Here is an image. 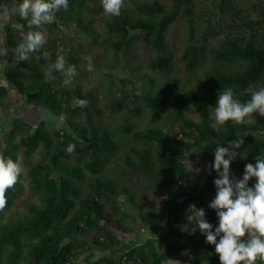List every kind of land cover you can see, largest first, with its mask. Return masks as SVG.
Listing matches in <instances>:
<instances>
[{
  "label": "trees",
  "instance_id": "1",
  "mask_svg": "<svg viewBox=\"0 0 264 264\" xmlns=\"http://www.w3.org/2000/svg\"><path fill=\"white\" fill-rule=\"evenodd\" d=\"M259 2L262 9L260 20L252 22L232 6L225 8L233 26L227 27L223 41L212 50H207L204 36L198 42L193 21L194 0H172L169 10L158 2L143 4L137 7L141 16L134 17L121 10L119 17H107L103 22L109 32L120 36L114 45L116 53L130 47L133 40L129 38L130 32L137 33L143 44L155 53L151 70L165 74L170 67L166 51L167 30L175 20L185 21L187 46L182 55L184 69L192 73L204 62L207 54L210 55L211 63L202 85L213 96L210 104L214 106L218 91L225 87H231L235 98L244 101L250 98L251 90L264 85V0ZM86 12L90 14L91 21L98 16L97 10L90 11L84 0H70L68 8L58 11L56 20L44 27L56 30L75 22L79 29L86 28L92 32L91 26L82 25L81 18ZM11 24L24 25L20 29L24 32L28 30L26 20L18 14L4 26V43L14 53L16 65L6 68L2 76L7 77L9 88L25 98L26 104L53 116L64 115L65 124L75 137L60 132L52 138L44 122H39L34 129L27 127L23 130H18L21 127L16 124L9 134L4 135L0 154L16 161L20 154L29 191L37 202L25 206L27 215L22 218L2 223L3 215L11 210L24 191L21 176L5 190V202L0 206V257L5 255V264H73L87 252L100 251L113 255L120 240L110 229H122L124 220L130 218L122 208V202L127 203L130 209L136 205L134 193L125 187L117 188L104 173L107 158L118 152L119 144L107 129L94 123L93 115L99 116L100 112L92 92L83 94L79 86L55 88L37 61L29 57L25 60L17 58L15 46L18 42L14 38L18 30ZM236 26L244 27L245 34L235 31ZM260 29L261 41L258 42L254 34ZM55 43L52 41L51 47ZM53 50L48 51L47 66L56 58ZM69 61L71 64L77 62L74 58ZM52 75L58 77L61 74L54 71ZM167 91L166 84L154 92L148 88L143 90L140 100L149 111V125L141 130L133 132L130 125V121L141 115V109L135 102L123 105L117 100L110 110L112 113L125 110L127 118L123 117L121 132L131 136L141 146L131 147L123 155V175L143 177L153 184L173 189L176 194L166 198L158 210L163 212V217L156 215L148 223V240L130 246L114 259L103 257L93 262L88 260L86 264H163L175 259L180 251H185L192 264H220L218 254L213 251L214 245L206 243L198 229L194 233L181 230L186 223L185 210L189 204L195 203L199 208L204 206L206 196L214 198L213 180L217 173L213 169L205 177L200 194L187 193L184 190L182 161L192 151H196L199 157L213 160L218 143L227 144L241 138L243 143L238 150L241 156L238 154L239 160L234 161L235 158L230 163V174L235 171L236 178H239L246 163H255L258 154L264 155V136L254 139L252 135L264 129V117L254 113L256 123L228 121L219 128H212L209 126L211 106L203 97L193 94L188 101L181 93L174 92L170 95L172 124H176L179 131L170 134L155 126L160 119L161 102ZM6 96V88L0 86V102ZM76 97L86 98L88 105L71 108V102ZM189 106L197 115L196 122L187 116ZM77 117L82 119L83 125H78ZM22 131L25 136L20 153L17 137ZM70 142L75 144V149L68 153L65 147ZM148 147H152V151ZM39 148L43 159L35 161L33 156ZM53 172L58 173L57 179L52 177ZM253 181L254 178L250 179L249 184ZM210 222L215 226L216 218ZM169 240L177 244L166 246Z\"/></svg>",
  "mask_w": 264,
  "mask_h": 264
},
{
  "label": "rangeland",
  "instance_id": "2",
  "mask_svg": "<svg viewBox=\"0 0 264 264\" xmlns=\"http://www.w3.org/2000/svg\"><path fill=\"white\" fill-rule=\"evenodd\" d=\"M84 1L89 5L90 11L96 9L98 13V16L92 21L89 20L90 14H88V12L83 14L81 18L82 25L86 27L91 26L92 32L87 31L86 28H83V30L79 29L75 22L69 24L68 27H62L56 30L50 29L47 26L45 27L46 35L44 44L38 50L39 55L37 53H31L29 54V58L37 61L44 74L47 69V56H43L42 53L45 51L48 52L50 49H54L53 51L56 57L57 55H63L67 63L70 64V58L76 59L77 62L75 65L78 69V75L70 85L66 86L62 83V75L58 77H53L52 75L46 78L52 81L55 88L79 86L83 94L92 92L100 112L99 116L93 115L94 123L100 128L107 129L119 144L118 152L106 160L105 175L114 182L117 188L125 187L133 192L136 201H142L141 199L145 197V207H150L142 210L141 217L137 216L139 213L138 211L136 216L133 215L134 218L125 219L122 229H110V231L120 239V244L114 250L113 255H109L106 252L105 255L108 256H105L102 255L100 251H94L93 253L91 252V254L87 252L80 256V259L84 258L83 262L76 259L73 264H86L88 260L93 262L103 257L114 259L124 254L130 246L144 243L150 236L148 229V222L152 220L150 218L156 215L161 216L162 214L160 215L158 210L162 207L163 201L176 194L173 189L171 190L164 186L153 184L143 177L135 175L129 176V174L123 175V155L129 148H140L141 146L139 143H136L131 136L124 135L121 132V124L124 119L123 117H125V110L122 109L118 113H112L110 110L112 103L117 100L121 101L123 105L128 102H135L141 109V115L138 119L130 121V125L132 126L133 132L141 130L149 125V111L140 100L143 90L148 88L154 92L161 89L164 84H166L168 91L161 102V116L155 126L171 134L179 131V127L176 124H172L170 95L174 92H179L188 100L191 95L197 94L203 97L210 106H212L210 103L213 97L202 85L211 63L210 55L207 54L204 62L192 73H187L184 69L182 55L187 46V24L185 21L177 19L167 30L166 51L170 61V67L165 74H159L152 71L150 68L155 58V53L143 44L137 33L130 32L129 38L133 39L130 47L125 51L116 53L114 45L118 43L120 36L109 32L103 22L106 20L107 16L103 13L101 0ZM153 2H158L161 6L165 7L166 10H169L172 5V0H122L121 10L129 15L137 17L141 16L137 10L138 6L151 4ZM228 5L241 11V16H245L248 21L260 20L262 9L259 0H194L193 11L195 15L193 16V21L195 33L198 37V42H201L203 36L206 38L207 50L218 48L225 37L227 27L233 26L230 15H228L229 12L225 10ZM86 11H88V9ZM242 28L236 26L234 30L241 34H245L246 29H244V27ZM21 32L24 31L18 29L17 35L14 38L17 42L22 38ZM235 34L236 33H234V35ZM261 34V29L255 31L254 38L256 41H261ZM52 41L56 43L51 47ZM58 41L60 42L59 44H57ZM85 57H90V61L85 59ZM89 62L92 65L91 70L87 67ZM1 68L0 66V69ZM0 76H2L1 70ZM188 105H190V103ZM74 107L77 106H75L73 99L71 108ZM190 107L191 106H189L187 116L189 119L196 122L197 115ZM211 111L213 114L212 107ZM76 121L78 125H83L82 119L79 117H77ZM39 122L45 123L46 130L52 138L55 133L60 132H65L70 137H75L67 128L64 115L53 116L40 108L28 105L25 102V98L18 96L14 91L13 94L6 96L0 102V152L3 147V137L9 134L13 125H19L21 129L18 130H23L27 127L34 129ZM250 122L251 121H249V123ZM253 122L256 123V121H252V123ZM252 135L254 139L261 138L257 133H253ZM24 136L25 133L22 131L17 137L20 153L23 150L22 142ZM148 148L152 151V147ZM42 155L43 152L39 148L38 152L34 154L33 159L35 161L42 160ZM239 158L240 156H236L234 161L239 160ZM188 159L193 162L194 168H201L199 173L195 171H185L193 178L196 176V179H193L195 187L193 192L198 195L203 191L205 177L213 170L211 168V162L213 160L199 157L196 151H193ZM18 162L22 167L20 176L24 191L14 202L11 210L3 215L2 223L22 218L27 215L25 206L28 203L37 202V198L29 191L26 169L20 154L18 155ZM47 164H49L48 161ZM231 175L236 177V172H232ZM52 177L57 179L58 173L53 172ZM87 177L88 174L86 173V178ZM82 188L84 189V184H82ZM211 199V197L206 196L203 206L209 222L212 221L213 218H216L215 211L208 208ZM122 208L125 211L129 210V206H127L125 202H122ZM130 212L134 214L135 209L131 208ZM129 231L132 234L131 236H128L127 232ZM171 241L177 244L175 241ZM166 246L168 245L166 244ZM5 260V255L2 254L0 257V264H5ZM173 260L179 264H192L185 251L178 252ZM21 264H26V262H22Z\"/></svg>",
  "mask_w": 264,
  "mask_h": 264
},
{
  "label": "clouds",
  "instance_id": "3",
  "mask_svg": "<svg viewBox=\"0 0 264 264\" xmlns=\"http://www.w3.org/2000/svg\"><path fill=\"white\" fill-rule=\"evenodd\" d=\"M70 0H15L14 11L25 19L27 32H21V40L15 46L19 60H25L31 53H38L45 40V25L56 20V13L67 9ZM102 10L107 17H119L122 0H101ZM35 26V27H33ZM23 28L24 25H17ZM4 53L6 49L3 50ZM43 56H49L45 51ZM90 61V57H85ZM91 70L92 65H87ZM59 72L64 85H70L78 75L75 64L67 63L63 55H57L45 71L46 77ZM6 76H0V86L7 87ZM75 106L86 107V98H74ZM209 126L219 128L226 122L248 123L255 121L254 113L264 116V85L251 90L249 99L241 101L234 96L231 87L218 91ZM264 136V129L258 130ZM242 139H233L227 144L218 143L213 153L211 168L217 173L213 180L215 196L208 204L216 215L215 226L205 218V209L189 204L185 210L186 223L182 231L194 233L197 229L203 234L206 243L214 245L220 264H264V155L258 154L255 163L248 162L239 178L230 174V163L239 153ZM74 143H68L65 151L73 152ZM193 152V151H192ZM241 156V155H240ZM189 157V155H188ZM188 157L182 161L185 171L199 173L201 168L193 166ZM22 172L21 164L9 156L0 154V206L5 202V190L12 187ZM254 178L250 185V179ZM191 225V226H190Z\"/></svg>",
  "mask_w": 264,
  "mask_h": 264
},
{
  "label": "crops",
  "instance_id": "4",
  "mask_svg": "<svg viewBox=\"0 0 264 264\" xmlns=\"http://www.w3.org/2000/svg\"><path fill=\"white\" fill-rule=\"evenodd\" d=\"M14 4H15V0H2L1 1V5H0V66L2 67L0 70L2 71V73H3V71L6 69V68H9V67H15V65H16V59H15V55H14V53L11 51V50H9V49H7L6 48V46H5V43H4V32H3V28H4V26L6 25V24H8V23H10V22H12L13 21V19H14V17L17 15L16 13H15V11H14ZM11 26L14 28V29H16V30H20V28H18L17 27V25H14V24H11ZM4 49H6V51H5V53H4ZM4 88H6V90H7V96H9L10 94H13V91H12V89L11 88H9V86H7V87H5V86H3ZM196 177V176H195ZM194 177V178H195ZM190 174H187L186 172H185V179H184V181H185V188H184V190H186V192L187 193H192L193 192V190L195 189V187H194V184H193V179H194ZM196 179V178H195ZM186 180H187V182H186ZM142 201H136V205H135V213L134 214H132L131 212H130V208H129V210H127V212H128V214L130 215V218H134V216H136L137 215V213H138V211L140 212V213H138V217H141V215H142V210L143 209H148L149 207H145V203H146V199H141ZM165 201V200H164ZM163 201V202H164ZM142 202H144V203H142ZM152 206V205H151ZM138 208L140 209V210H138ZM162 214V215H161ZM134 215V216H133ZM160 215L163 217V212L161 213L160 212ZM153 217H151L150 219H152ZM149 223V222H148ZM128 233V236H131L132 234L130 233V231L129 232H127ZM148 239V238H147ZM120 240V239H119ZM175 245V243L174 242H172L171 240H169L168 242H167V245ZM137 245H140V243L139 244H137ZM137 245H133V246H137ZM96 253H98V252H96ZM108 253V252H107ZM106 254V252H102V255H105ZM109 254V253H108ZM110 255V254H109ZM105 256H108V255H105ZM81 257H79V258H77V259H79V261L80 262H83V260H84V258H82V259H80ZM79 261H78V263H79ZM90 261V260H89ZM179 264L178 262H176L175 260H167L166 262H164L163 264ZM81 264V263H80Z\"/></svg>",
  "mask_w": 264,
  "mask_h": 264
}]
</instances>
